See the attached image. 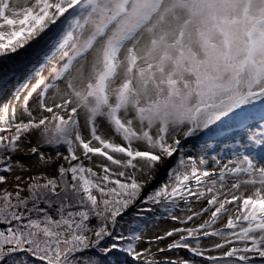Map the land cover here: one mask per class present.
I'll return each instance as SVG.
<instances>
[{
	"label": "snow or ice",
	"instance_id": "6c2138e0",
	"mask_svg": "<svg viewBox=\"0 0 264 264\" xmlns=\"http://www.w3.org/2000/svg\"><path fill=\"white\" fill-rule=\"evenodd\" d=\"M0 264H264V0H0Z\"/></svg>",
	"mask_w": 264,
	"mask_h": 264
},
{
	"label": "rangeland",
	"instance_id": "374dc122",
	"mask_svg": "<svg viewBox=\"0 0 264 264\" xmlns=\"http://www.w3.org/2000/svg\"><path fill=\"white\" fill-rule=\"evenodd\" d=\"M21 3H23V0H21Z\"/></svg>",
	"mask_w": 264,
	"mask_h": 264
}]
</instances>
